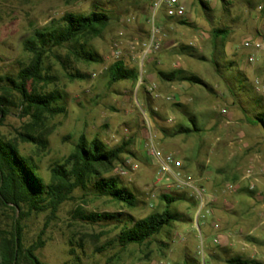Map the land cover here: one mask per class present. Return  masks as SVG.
I'll return each mask as SVG.
<instances>
[{"label":"rangeland","instance_id":"1","mask_svg":"<svg viewBox=\"0 0 264 264\" xmlns=\"http://www.w3.org/2000/svg\"><path fill=\"white\" fill-rule=\"evenodd\" d=\"M154 1L0 0V79L15 78L29 61L23 44L35 31L57 24L68 13L103 10L110 16L98 36L55 49L44 60L43 81L29 84L30 90L59 96L57 106L64 112L35 122L11 91L13 104L0 123V139L33 162L45 181L81 136L108 148L128 143L110 176L137 201L128 209L91 191L76 190L53 218L48 212H31L19 221L23 247L40 237L44 246L35 255L45 264H227L232 257L264 264V131L253 123L264 112V49L242 45L248 37L264 39L259 10L264 0H203L209 11L197 0H183L187 24L159 21V50L148 53L143 44L152 29ZM215 29L225 35L214 39ZM88 54L93 59L86 58ZM118 61L135 70L137 78L111 83L107 69ZM177 70L202 84L167 82L158 76ZM190 121L197 132L173 136L178 127L190 128ZM149 144L182 161L184 172L212 198V216L197 221L193 195L171 192L190 199L170 207L183 220L147 244L122 249L116 237L128 217L138 220L163 209L159 197L166 190L156 184L158 171ZM126 162L136 169L122 175ZM256 170L262 183L258 188ZM207 171L223 179L218 193L207 187ZM249 182L255 183L253 191ZM92 214L119 217L83 219ZM16 218L0 206V237L9 236Z\"/></svg>","mask_w":264,"mask_h":264},{"label":"trees","instance_id":"2","mask_svg":"<svg viewBox=\"0 0 264 264\" xmlns=\"http://www.w3.org/2000/svg\"><path fill=\"white\" fill-rule=\"evenodd\" d=\"M205 11L208 5L197 0ZM97 9V8H96ZM110 16L103 10L91 11L87 15L65 14L57 24L40 31H35L30 39L24 42L23 49L29 54V61L18 71L15 78L4 77L0 81V123L9 115L11 91L16 93L21 109L33 121L40 122L44 116L53 117L62 114L64 109L57 106L59 96L53 93H40L30 90L29 84L43 81L44 60L55 49L62 48L85 36H98L107 27ZM180 23L187 24L184 20ZM225 35L224 31H212L214 39ZM88 56V57H87ZM86 58L93 59L91 55ZM230 70V69H229ZM109 80L117 83L137 78L135 70L126 69L121 61L113 63L108 69ZM160 79L167 82H187L201 85L196 77L186 76L182 71L170 73L158 72ZM81 78H83L81 76ZM191 127H178L174 135L190 134L198 129L190 121ZM254 124H260L264 131V112L254 117ZM31 142L36 139L27 135ZM128 143L108 148L101 141H87L81 136L74 150L64 160L50 169L49 179L45 181L38 173L37 167L10 143L0 139V206L10 210L16 219L13 220L9 236L0 237V264H45L35 252L44 244L40 237L27 248L23 247L19 221L31 212H48L53 218L59 207L72 199L76 190L91 191L98 197L108 198L128 209L136 207L134 195L116 177L110 176L116 165L122 162ZM159 200L163 205L160 212H153L144 218L135 220L128 217L116 237L122 249L130 245L142 246L149 243L163 230L183 218L170 207L180 202H190L184 194L162 193ZM193 206H196V202ZM117 215H89L83 219L89 222L114 220ZM227 264H261L255 260L232 257ZM180 264H190L184 261Z\"/></svg>","mask_w":264,"mask_h":264},{"label":"built area","instance_id":"3","mask_svg":"<svg viewBox=\"0 0 264 264\" xmlns=\"http://www.w3.org/2000/svg\"><path fill=\"white\" fill-rule=\"evenodd\" d=\"M264 17V7L259 8ZM187 14V7L183 0H155L150 7V21L152 29L146 44V52L150 53L159 50L158 36L161 33L159 21L168 19L184 20ZM244 47H253L256 50L264 49V39L248 37L243 40ZM118 53H116L117 55ZM146 55V53L144 54ZM248 62H252V58H248ZM156 97V96H155ZM166 100H169L167 98ZM148 152L155 165L157 173L156 184L162 186L167 194L171 192H190L196 202V219L212 216V198L207 195L205 189L198 185L194 179L184 172L182 161L172 153L163 152L155 148L152 144L148 146ZM136 166L130 162L124 164L121 174L124 175L130 171H134ZM254 185L250 184L248 189L254 190ZM217 229V225H215ZM217 242V239H214Z\"/></svg>","mask_w":264,"mask_h":264},{"label":"crops","instance_id":"4","mask_svg":"<svg viewBox=\"0 0 264 264\" xmlns=\"http://www.w3.org/2000/svg\"><path fill=\"white\" fill-rule=\"evenodd\" d=\"M262 169L264 170V164H262ZM254 176H255V179H253L255 182H256V184L255 183H253V182H249L250 184H255L256 185V188H258L259 186H261L262 187V183H261V179H260V173H259V171H257L256 170V172H254ZM204 178H205V180H206V183H207V187L211 190V192H213V193H218V186L220 185V183H222L223 182V179L221 178V177H219L217 174H215V172H213V171H207V172H205V175H204ZM244 179V178H243ZM235 181V180H234ZM239 181V180H238ZM234 198L232 197V200H233ZM223 203L224 204H227V205H229L230 206V204H233L232 202H230V201H227V200H223ZM218 203H216L215 205H214V207L217 209V208H219L218 206L219 205H217ZM220 204H222V203H220ZM234 205V204H233ZM214 212H217V210L216 211H214Z\"/></svg>","mask_w":264,"mask_h":264}]
</instances>
